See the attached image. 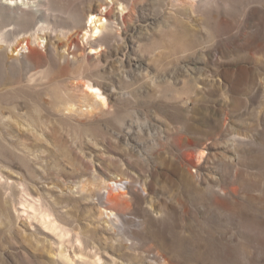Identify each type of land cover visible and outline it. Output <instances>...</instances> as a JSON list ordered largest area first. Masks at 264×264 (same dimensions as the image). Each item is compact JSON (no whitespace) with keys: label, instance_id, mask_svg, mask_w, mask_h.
<instances>
[{"label":"rangeland","instance_id":"rangeland-1","mask_svg":"<svg viewBox=\"0 0 264 264\" xmlns=\"http://www.w3.org/2000/svg\"><path fill=\"white\" fill-rule=\"evenodd\" d=\"M1 1L0 45L23 42L19 63L0 52V113L13 117L0 121V172L15 181L0 185V264H65L7 204L25 199L20 181L103 264H264V0ZM28 38L42 52L33 64ZM80 79L100 84L105 107ZM191 150L227 151L211 186L182 178ZM120 180L132 187L105 205Z\"/></svg>","mask_w":264,"mask_h":264},{"label":"bare ground","instance_id":"bare-ground-1","mask_svg":"<svg viewBox=\"0 0 264 264\" xmlns=\"http://www.w3.org/2000/svg\"><path fill=\"white\" fill-rule=\"evenodd\" d=\"M201 1L203 0H186L185 2L188 3L190 9L193 10ZM1 4L5 8L18 12H23L26 9L39 10L43 7V4L40 0H4L1 1ZM90 18V27L94 22H99L103 27L105 26L102 20L95 21L96 19H94L92 16H89V19ZM74 35L75 34L70 35L66 44L67 46H70L73 42ZM25 41L26 47H22V49H26L28 51V54L25 57L29 64H33L34 59L37 56L42 55V52L39 50V48L33 46V44L37 43L39 45L40 42L38 38L34 40L28 38ZM0 42H6V34H1ZM22 42H20L17 46H14L12 53H8L5 48L0 45V52H5L7 55L6 57L10 62L19 63L21 62V52L18 50V47L22 44ZM60 55L63 60H69V57L66 56L65 53H61ZM74 86L85 96L92 98L95 105H100L101 107H105L107 105V99L103 96L101 92V86L97 81L80 79L79 81L75 82ZM12 118L13 117L10 114L7 115L0 113V121H3V119L12 120ZM216 122L224 129L229 130L231 128L227 122V118H220L216 120ZM229 144L230 140H224L223 142L218 140L210 141V146L213 149L222 146H226L227 148ZM22 150L26 151V147L24 146ZM226 152L227 151L220 152V155L218 152L206 155V153L203 151L199 157L194 150L187 152L185 154V160L187 162L183 164L182 171L180 170L182 178L187 182L188 185H191L192 183H200L211 186L214 181L217 180L215 174L217 169L215 164H217V162L229 160ZM203 160L206 163L205 166L208 168V174L199 175L198 177L193 172L192 166L202 162ZM18 184L20 185L18 188L24 194L25 199L20 201V207H17L12 194V196H8L9 202L7 200V204L10 203V207L13 208L18 219H24L31 230H39L41 234L46 236L45 238H51L52 243L57 247L58 258H61L65 264H103L104 259L100 253L94 248L88 249L83 237L80 236L78 232L73 233L68 226L61 223L60 218L55 213V210L52 208V206L45 202L40 195H34L31 189H29L23 181L18 182ZM0 185L5 189H13L15 186V181L11 177H7L2 172H0ZM130 187H132L131 181L124 182L120 180V182L114 181L106 183L105 189H107V192L105 196L103 195L105 199L102 202H104V204L107 206L112 205L113 200L114 202H118V197H126L128 193L127 189H130ZM104 211L105 214H108V210L105 209ZM108 217L112 224H116L119 229L124 231V218L119 217L114 211H110ZM113 263H115V261H113Z\"/></svg>","mask_w":264,"mask_h":264}]
</instances>
